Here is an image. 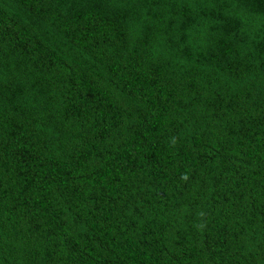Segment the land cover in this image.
<instances>
[{"label":"trees","instance_id":"16d2710c","mask_svg":"<svg viewBox=\"0 0 264 264\" xmlns=\"http://www.w3.org/2000/svg\"><path fill=\"white\" fill-rule=\"evenodd\" d=\"M0 264H264V0H0Z\"/></svg>","mask_w":264,"mask_h":264}]
</instances>
